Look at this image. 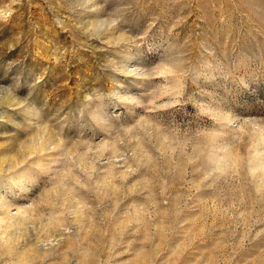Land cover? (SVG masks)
Listing matches in <instances>:
<instances>
[{
  "label": "rangeland",
  "instance_id": "rangeland-1",
  "mask_svg": "<svg viewBox=\"0 0 264 264\" xmlns=\"http://www.w3.org/2000/svg\"><path fill=\"white\" fill-rule=\"evenodd\" d=\"M0 264H264V0H0Z\"/></svg>",
  "mask_w": 264,
  "mask_h": 264
}]
</instances>
